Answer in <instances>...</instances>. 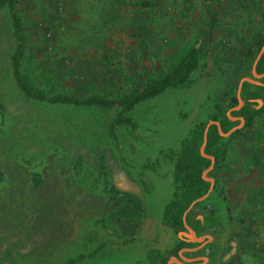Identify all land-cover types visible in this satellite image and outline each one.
Masks as SVG:
<instances>
[{
    "label": "rangeland",
    "instance_id": "rangeland-1",
    "mask_svg": "<svg viewBox=\"0 0 264 264\" xmlns=\"http://www.w3.org/2000/svg\"><path fill=\"white\" fill-rule=\"evenodd\" d=\"M16 13L23 36L19 73L29 93L13 74L17 38L4 8L0 264H144L141 254L132 253L141 247L139 242H119L108 249L97 245L109 232L110 219L120 235L127 231L120 219L127 199L112 181L128 187L139 178L145 186L152 182L138 196L144 223L162 219L174 189L169 154L178 151L194 125L206 121L220 103L215 94L222 87L217 77L221 68L201 67L192 73L190 85L135 104L129 116L136 128L113 125L120 110L117 103L101 107L42 98L118 102L171 68L203 31L224 51L210 58L234 62L255 37L264 35V0H17ZM229 44L234 48L225 50ZM224 86L226 91L232 87ZM215 176L231 222L240 215L247 227L256 217L264 221V206L259 213L250 209L264 197L250 196L248 189L245 198L236 197L234 182ZM32 177L47 180L36 189L39 194L28 189ZM11 185L25 196H16ZM241 199L236 211L234 203ZM246 232L250 239V229ZM260 235L264 238V229ZM250 246L243 251L249 254Z\"/></svg>",
    "mask_w": 264,
    "mask_h": 264
},
{
    "label": "trees",
    "instance_id": "trees-1",
    "mask_svg": "<svg viewBox=\"0 0 264 264\" xmlns=\"http://www.w3.org/2000/svg\"><path fill=\"white\" fill-rule=\"evenodd\" d=\"M16 4L17 0H0V10L4 8L9 10L17 38L16 50L12 57L14 77L23 91L29 93L23 86L19 73V59L22 55L23 36L21 22L16 13ZM209 39L210 35L207 32H203L196 42L183 53L180 59L174 63L171 68L166 70L159 77L147 79L140 89H136L118 102L101 97L82 99L72 96H61L55 99L45 97L42 99L51 102H70L101 107H111L117 103L120 106V110L115 116L113 125H130L136 127L137 124L129 116L134 105L140 101L152 99L169 88L190 85L192 82V73L201 67L206 66L205 60L209 55ZM263 41L264 35L255 37L252 42L248 44V48L243 54V58L255 59L263 45ZM256 72L257 74H264V52L256 63ZM236 93L237 86L230 87L225 92V99L222 102L215 104V111L211 113L208 119L195 124L191 129L189 136L181 141L180 149L176 152H170L169 154L172 162L171 175L174 189L170 201L164 207L162 223L163 225L172 228L176 233L188 231L184 226L183 214L189 204L206 194L210 187V182L202 178V172L209 167L211 160L202 156L199 151L203 142L205 125L209 120L218 121L222 131L226 133L240 123L239 119L233 120L227 116V111L238 104ZM240 95L243 105L241 108L231 111L230 116L235 118L242 117L244 119L243 126L226 137L219 134L215 124L208 128L204 153L214 158V164L213 168L207 173V177H214L216 173H218L217 170L222 164L227 147H229L228 145L239 139L242 134L244 135V138L250 137L258 119L264 117V85H255L244 82L242 84ZM257 100H261L262 105L259 106ZM212 191L221 195L220 188L216 182H214ZM222 199L225 200L224 197H222ZM204 206L205 200L198 202L186 214V223L193 226V229L197 233L208 231V228L214 224L212 217L204 216L201 219L197 217L199 214L202 215V210L205 208ZM226 208L228 209L227 202ZM202 241L203 240L199 242H185L184 236H182L181 239H178V242L173 249L169 250L167 256L157 253L154 249L148 250V261L151 264H168L169 255L176 254L177 251L183 247L191 248L198 246Z\"/></svg>",
    "mask_w": 264,
    "mask_h": 264
},
{
    "label": "crops",
    "instance_id": "crops-1",
    "mask_svg": "<svg viewBox=\"0 0 264 264\" xmlns=\"http://www.w3.org/2000/svg\"><path fill=\"white\" fill-rule=\"evenodd\" d=\"M207 33L210 35L209 31ZM209 42V55L211 53L220 54L224 52L223 48H219L217 46L218 44L214 42V38H210ZM231 46L232 45L229 44L224 48L228 50V47ZM232 47L234 48V46ZM209 55L205 60L206 67L210 68L216 65L221 68L217 77L218 80L222 82L220 84L222 87L219 88L215 94L217 101L222 102L225 99L227 86H224V84L234 87L238 86L243 77H249L251 75L250 77L259 83L255 85H264V74H259L258 77H253L251 74L255 59H244L240 57L234 62L227 63L218 61L214 57L210 58ZM263 125L264 117H260L254 126L249 141H247L242 134L239 139L231 142L228 145L229 147H227L222 164L217 170L219 171L218 177L221 180H232L234 182V195L236 197L245 198V196H247V189L249 190L250 196L255 195L259 199L264 197ZM246 182H249V185H247ZM145 184V181L139 178L137 182L131 185L132 187L123 185L125 186L123 189L128 190V197H142V193L148 191L144 187L148 189L152 185V182L151 184L149 183V186H145ZM219 188L221 195H217L215 191H211L205 198V208L202 210V215L199 214L197 216L200 219L204 216L212 217L214 222L213 226H210L208 231L197 233L193 229V226L189 225L196 233V236L200 238V241H203L198 246L191 248L183 247L179 249L176 254L169 255L168 264H179L178 262L182 261H194L193 264H264V253H259V250H264V247H262L264 238L260 235L264 229V221L256 217L251 220L249 227H247L240 215L239 218L237 217L238 219L235 217V220L231 222L227 215L226 195L222 193L221 187ZM134 189H136V191H134ZM222 197H224L225 200L222 199ZM136 202L132 200L131 205H127L123 202V216H121L120 219L122 224L127 227V231H122L120 235L119 232L113 228L112 224L115 225L114 221H110L111 224L107 223L109 232L105 234V237L102 238L97 245L101 247L104 246L103 248L108 249L110 246L116 245L119 242L128 246H133L135 243L139 242L138 245L142 244L141 247H137V252L134 251L132 253L137 254L139 257L141 254L144 264H146V254L150 249H154L157 253L167 256L169 250L173 249L178 239H181L182 236H184L185 242H199L193 239L189 231L187 232L190 233V237H186L187 234L185 232L182 233L181 236V232L176 233L172 228L163 225L162 219L156 223L154 221H147L144 223L143 204L140 200ZM243 202L244 199H241L238 203H234L236 211L238 210V206L242 207ZM262 206H264V201L260 200L258 204H256V207L251 205L250 209L252 212H254L255 209V211L259 213ZM132 212L137 213V215L133 216V214H131ZM247 228L250 229V239L246 237ZM246 244L251 245L249 254L243 251Z\"/></svg>",
    "mask_w": 264,
    "mask_h": 264
},
{
    "label": "water",
    "instance_id": "water-1",
    "mask_svg": "<svg viewBox=\"0 0 264 264\" xmlns=\"http://www.w3.org/2000/svg\"><path fill=\"white\" fill-rule=\"evenodd\" d=\"M263 52H264V41H263V45H262V47H261V49H260L258 55L256 56V58H255V60H254V63H253V66H252L251 74H252L253 77H258V76H259V74H257V72H256V63H257V61L259 60V58L261 57V55H262ZM244 82H251V83H254V84H259L257 81H255L254 79H252V78H250V77H243V78L240 80V82H239V84H238V86H237L236 97H237L238 104H237L235 107H233V108H231L230 110H228V112H227V116H228L230 119H233V120H235V119H239L240 123H239L237 126L231 128L228 132L224 133V132L222 131L221 126H220V123H219L218 121L209 120V121L206 123L205 128H204V131H203V142H202V144H201V146H200L199 151H200V154H201L202 156H204V157H206V158H208V159L211 160V164L209 165V167H208L207 169H205V170L202 172V178L210 182V187H209V189H208V191H207L206 194H204L203 196H201V197L195 199L194 201H192V202L189 204L188 208L185 210L184 214H183L184 226H185V228L191 233V236L193 237V239H194L195 241H200V238L196 236V233H195V232L189 227V225L186 223V221H185L186 214H187V213L193 208V206H194L196 203L203 201V200L209 195V193L213 190V185H214V180H213V178L207 177V173L213 168V164H214V158H213L212 156L206 155V154L204 153V148H205L206 141H207V131H208V128H209L211 125L215 124V125L217 126V130H218L219 134H220L221 136H225V137H226V136L230 135L232 132H234L235 130H237V129H239V128H241V127L243 126V124H244V119H243L242 117H239V118L231 117V116H230V113H231V111H233V110H237V109L241 108L242 105H243V101H242V99H241L240 92H241L242 84H243ZM257 101H258V103H259V106L262 105L261 100H257ZM259 106H258V107H259ZM178 263H179V264H184V263H182V262H178Z\"/></svg>",
    "mask_w": 264,
    "mask_h": 264
},
{
    "label": "flooded vegetation",
    "instance_id": "flooded-vegetation-1",
    "mask_svg": "<svg viewBox=\"0 0 264 264\" xmlns=\"http://www.w3.org/2000/svg\"><path fill=\"white\" fill-rule=\"evenodd\" d=\"M130 126V125H129ZM133 128H136V127H133ZM13 179H10V181H12ZM121 180H124V178L123 177H121ZM214 180V179H213ZM30 182H28V189L29 190H33V191H35L37 194H39V191H36V189H38V188H40V187H43V185H44V182L45 181H47L45 178L44 179H42V178H36V177H32V179L31 180H29ZM14 182H17V181H14ZM14 182H10V184H12V183H14ZM112 184H114L117 188L116 189H119L120 191H121V195L123 196V198L125 197L127 200H124L123 199V202H125L127 205L128 204H130L131 205V201L133 200L134 202H136V201H138L139 199H138V197H136V198H131V197H128L127 195H128V190L126 189H123L125 186H119L118 184H117V182H113L112 181ZM61 186H63V185H61ZM66 186H67V184H66ZM66 186H63V187H66ZM68 186H70V185H68ZM11 192H14L15 194H16V196L19 194L18 192H17V189H16V187H14V186H12L11 185ZM116 192V191H115ZM107 194L108 195H110V196H112L113 194H110V190L109 191H107ZM19 195H21V196H25V195H22V194H19ZM27 195L28 196H30V195H35L33 192H27ZM36 196V195H35ZM137 203V202H136ZM113 212V211H112ZM111 218V217H110ZM114 220V219H113ZM110 221H112L111 219H110ZM200 245V244H199ZM157 257V256H156ZM169 259V258H168ZM157 261H158V258H157ZM193 262L194 261H190V262H186V261H182V263H184V264H193ZM147 263L148 264H151V263H149V261H148V259H147ZM146 263V264H147ZM154 264H156V263H154Z\"/></svg>",
    "mask_w": 264,
    "mask_h": 264
}]
</instances>
